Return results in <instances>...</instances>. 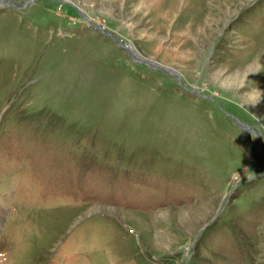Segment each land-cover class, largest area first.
I'll return each instance as SVG.
<instances>
[{"label":"rangeland","instance_id":"374dc122","mask_svg":"<svg viewBox=\"0 0 264 264\" xmlns=\"http://www.w3.org/2000/svg\"><path fill=\"white\" fill-rule=\"evenodd\" d=\"M0 264H264V0H0Z\"/></svg>","mask_w":264,"mask_h":264},{"label":"water","instance_id":"95a60500","mask_svg":"<svg viewBox=\"0 0 264 264\" xmlns=\"http://www.w3.org/2000/svg\"><path fill=\"white\" fill-rule=\"evenodd\" d=\"M85 18H86V17H85ZM87 19H88V18H87ZM90 24H91L94 28H96V29H104V28L102 27V25H97V24H93V23H90ZM122 42H123V44H124L126 50H127V51H128V52H129L134 58H135V60L140 61V62H142V63H146V64H148V65H154V64H153L154 61H152L151 59L146 58V57H144V58L142 59L141 54H139V53L137 52V50H136V48H135L134 46H132L131 44L126 43L124 40H123ZM134 48H135V49H134ZM158 66H159V65H158ZM160 68L165 69V71H167L168 73H173V74L179 76V74L176 73L175 71L172 72V70H171L170 67L160 65ZM179 77H180V76H179ZM243 125H244V127H246L245 124H243Z\"/></svg>","mask_w":264,"mask_h":264},{"label":"bare ground","instance_id":"6f19581e","mask_svg":"<svg viewBox=\"0 0 264 264\" xmlns=\"http://www.w3.org/2000/svg\"><path fill=\"white\" fill-rule=\"evenodd\" d=\"M43 16V15H42ZM43 18V17H42ZM156 65V64H155ZM153 66V65H152ZM157 66V65H156Z\"/></svg>","mask_w":264,"mask_h":264}]
</instances>
